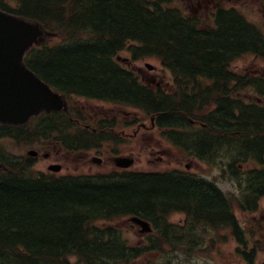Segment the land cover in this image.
Masks as SVG:
<instances>
[{"label":"trees","instance_id":"1","mask_svg":"<svg viewBox=\"0 0 264 264\" xmlns=\"http://www.w3.org/2000/svg\"><path fill=\"white\" fill-rule=\"evenodd\" d=\"M0 10L47 31L46 41L25 61L56 91L140 108L157 114L161 126L181 127L185 116H195L212 129L218 111L221 125L213 131L230 153L234 147L244 149L237 148L239 155L264 153V109L234 94V84L245 88L247 82L231 64L252 50L255 36L238 11L223 10L218 28L204 30L169 0H0ZM125 50L136 61L158 59L176 75L179 95L144 85L117 60ZM176 114L180 121H173ZM0 126V137L44 138L69 147L72 141L81 150L99 140L84 131L71 136L75 120L69 111L22 127ZM0 163L5 167L0 171V264H174L172 254L191 255L202 245L196 236L206 225L196 219L214 226L226 218L242 234L225 196L190 182L129 171L49 175L30 158L11 157L2 147ZM251 186L241 201L243 210L264 196V175ZM182 206L196 219L182 228L169 224L168 217ZM129 216L152 223L157 235L142 246L131 245L117 226Z\"/></svg>","mask_w":264,"mask_h":264},{"label":"rangeland","instance_id":"2","mask_svg":"<svg viewBox=\"0 0 264 264\" xmlns=\"http://www.w3.org/2000/svg\"><path fill=\"white\" fill-rule=\"evenodd\" d=\"M172 3V6L183 11L182 14L186 15L185 12L191 9V4L188 0H169ZM196 0L193 1L195 3ZM237 7L241 10V13L246 16V9L242 6L241 1H236ZM228 8V6H226ZM120 58H123L121 64L127 69L133 71L137 76L140 77V80L146 83L147 85L151 84L153 89H157L159 81L166 86L161 88H168L170 83H172V75L161 65V62L156 58H149L143 60H134L130 51L125 50L120 54ZM147 64H151L154 68H148ZM232 69L238 75H246L251 78L255 75L264 76V62H260L255 65L250 57H243L232 64ZM258 71V73H256ZM158 77L157 85L151 82V78ZM166 90V89H165ZM167 91V90H166ZM241 98L245 99L247 102H257L259 93L253 87L243 89L238 94ZM70 105L83 108V114L85 119L81 123V128H87L88 126L92 131L96 130L97 123L108 122L114 115L117 116L118 112L124 110L128 115L122 116L118 115L116 121L120 123L116 127L108 129L104 127L105 136H109V139L101 140L100 143L103 144L98 149H90L86 152L93 154L94 157L100 153L102 156L101 162L105 160L103 164L97 163H88L89 158H81L80 156L75 159L74 155L68 156V162L65 165V170L62 171L59 175L65 174V172H70V174H106L108 172L119 170L115 163L110 162L108 159L103 157V153L112 152L114 158H128L133 161V165L130 170L133 172H152V171H161L167 169H178L185 168V164L190 161H193V166L196 170L203 171L206 169L207 164L205 162H196L191 159L182 157V152L176 147L172 146L169 142H165L161 134L160 129H152V121L148 119L146 122L143 121V125L132 124L131 126L126 125L124 127L123 123L127 120L131 121L132 115L134 117H143L138 114H135L137 110L128 108L125 106L114 105L111 102H102L97 100H87L82 98H72L70 100ZM132 113V114H131ZM108 116H110L108 118ZM104 118V119H102ZM101 119V120H100ZM108 126V125H107ZM141 126L142 128H138ZM76 127V126H75ZM144 127V128H143ZM108 130V131H107ZM125 133H122V131ZM55 137V135H54ZM44 143L43 139L36 140H16L13 138H0V144L7 150L8 154L11 157L22 158L28 157V151L36 148H43L41 144ZM54 141L46 142V146L53 148ZM100 144L97 142L94 146L98 147ZM46 147V148H47ZM44 148V149H46ZM161 151H166L161 153ZM85 151H82L83 153ZM154 152L155 154H152ZM77 155L80 152H75ZM133 153V154H131ZM110 155H107V158ZM181 162H179V161ZM189 160V161H188ZM37 169H42L46 171L48 163L42 159H37ZM184 165H180V164ZM189 164V163H188ZM120 171V170H119ZM223 188L226 192L234 191L233 186L229 183H223ZM129 218H123L117 223V226L122 228L125 237L128 239L129 243L134 246H142L144 244L146 233H142V228L134 226L132 222L128 220ZM237 219L241 223L244 231L246 233V247L242 248L241 252H237L238 248V239L237 242L232 235L227 231H215V230H206L203 242H206L203 245L204 251L207 253L202 254L201 256H194V258L186 257L181 254L172 255V263H183V264H249V261L245 258V255L248 254V259H250L253 254L251 264H261L264 261V200L261 202V205L255 213L244 214L240 211H237ZM125 220V221H124ZM185 220V215L183 213H172L168 217V223L173 226L183 224ZM243 251V252H242ZM201 252H198L200 254ZM161 253H157L153 258L159 257ZM243 256V257H242ZM150 257L147 256L142 259L143 262H148ZM247 262V263H246ZM140 263V262H139ZM142 263V262H141Z\"/></svg>","mask_w":264,"mask_h":264},{"label":"flooded vegetation","instance_id":"3","mask_svg":"<svg viewBox=\"0 0 264 264\" xmlns=\"http://www.w3.org/2000/svg\"><path fill=\"white\" fill-rule=\"evenodd\" d=\"M188 1L191 4V9L185 12V14L197 19L200 18L215 19V15L221 7L228 6V8H235V9L238 8L236 5L237 0H196L195 3H193L194 0H188ZM240 1L242 6L247 11V17L250 24H252L257 30L256 31L257 35L254 36V40L251 44L253 53L251 52L248 54V57H250L253 63L257 65L260 62H264V0H240ZM256 73H258V71H256ZM157 80L158 77L156 76L151 78V82L156 85L158 83ZM251 80L259 82L258 85L261 89H259L258 93H260L259 94L260 96L264 97V76L258 77L257 75H255L254 77H251ZM163 86L166 85H164L159 81L157 87L161 88ZM165 89L167 91L173 92V85H169L168 88H164L163 90ZM258 101L262 102V104L264 103V100L259 99V97H258ZM120 114L125 115L127 113L124 110H121ZM179 115L180 114H176L173 121L175 120L180 121ZM134 116L132 115L133 118L131 117V121H128L127 125L131 126V123L138 125L144 124L142 123L140 117H134ZM214 116H215V121H214V127L212 129L211 128L206 129V127H208L206 123L205 124L203 123L202 126H199V124L196 123L194 120L184 118L183 116L182 117L185 119L186 124H184L181 127V129H174L171 124H170L171 126L165 124L166 126L165 128H160L159 126H157L155 120H152V125H153L152 129L155 128L160 129L161 134L164 138L163 140L165 142L167 141L170 144L183 145L184 150L182 154L184 153V155L182 157L194 160L198 163L199 161L205 163L206 162L216 163L222 154V149H228L227 147L229 145L223 146L221 142L222 139L218 137V135H216V133L213 131L215 127L221 125L218 111H215ZM107 123L113 129L117 125H120V123H118L117 121H114L112 123L109 122ZM86 127L89 128L88 126ZM138 128L141 129L142 127L139 126ZM122 133H125V131L123 130ZM206 145L208 146V148H205ZM237 148L234 147L231 151L233 153H237L239 149L241 151L244 150L242 148H238L237 150ZM90 149H93V147H89V149L79 150L78 152H80V154L77 155V154H72L71 152H69V150L65 149L60 144H57L53 148L51 147L49 148L47 147L46 149L40 148L39 153L41 155V152L44 151L42 152L43 153L42 160L48 163L47 168H50V166L53 164H59L63 168V170H65V165L68 162V156H70L71 154L74 155L75 159H77L79 156L81 158H89L88 163L91 164L92 163H97L99 165L102 163L104 164L105 160L99 163V161H97V159L94 157L93 154L86 152L87 150L89 151ZM82 151L85 152L81 153ZM165 152L166 151H161V153H165ZM152 154L155 153L152 152ZM249 154H250L249 152H244L242 155L247 156ZM40 155H38L37 159L40 158ZM107 155H110V157L107 158ZM97 156L102 160V156L100 153ZM103 157L106 158V160L108 159L110 162H112L114 159V154H112L111 151L105 152L103 153ZM188 163L185 165L182 163L180 164L181 166L182 165L186 166L184 169L152 171V174L157 176H162L164 178L165 176L168 178H175L176 181H181V182L185 181L188 183L190 182L192 185L201 186L205 188V190L212 189L213 191L216 192L220 177L211 171H206V170L201 171L191 168L193 166V161H190ZM179 208H182L183 210H187L183 206Z\"/></svg>","mask_w":264,"mask_h":264},{"label":"water","instance_id":"4","mask_svg":"<svg viewBox=\"0 0 264 264\" xmlns=\"http://www.w3.org/2000/svg\"><path fill=\"white\" fill-rule=\"evenodd\" d=\"M44 36L40 25L0 11V121L3 123L25 124L44 110L64 107L62 96L24 64L26 52L42 42ZM30 154L36 155L35 151ZM115 162L122 168L133 164L131 159L123 157L116 158ZM51 169L58 172L61 168L54 166ZM130 221L141 227L142 233L151 232L148 222L139 218Z\"/></svg>","mask_w":264,"mask_h":264}]
</instances>
